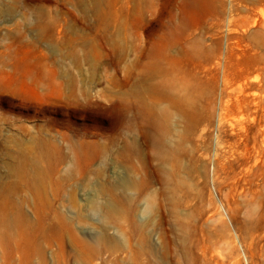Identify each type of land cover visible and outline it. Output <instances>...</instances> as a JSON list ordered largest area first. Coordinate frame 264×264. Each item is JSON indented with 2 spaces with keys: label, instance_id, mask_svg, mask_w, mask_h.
<instances>
[{
  "label": "rangeland",
  "instance_id": "rangeland-1",
  "mask_svg": "<svg viewBox=\"0 0 264 264\" xmlns=\"http://www.w3.org/2000/svg\"><path fill=\"white\" fill-rule=\"evenodd\" d=\"M0 264H264V0H0Z\"/></svg>",
  "mask_w": 264,
  "mask_h": 264
}]
</instances>
